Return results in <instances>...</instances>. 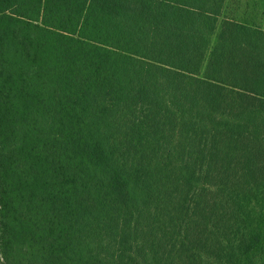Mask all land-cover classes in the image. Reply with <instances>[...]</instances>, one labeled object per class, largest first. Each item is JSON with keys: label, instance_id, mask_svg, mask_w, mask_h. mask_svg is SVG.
<instances>
[{"label": "trees", "instance_id": "16d2710c", "mask_svg": "<svg viewBox=\"0 0 264 264\" xmlns=\"http://www.w3.org/2000/svg\"><path fill=\"white\" fill-rule=\"evenodd\" d=\"M228 0H0V264H264V30Z\"/></svg>", "mask_w": 264, "mask_h": 264}, {"label": "rangeland", "instance_id": "374dc122", "mask_svg": "<svg viewBox=\"0 0 264 264\" xmlns=\"http://www.w3.org/2000/svg\"><path fill=\"white\" fill-rule=\"evenodd\" d=\"M225 17L253 22L264 30V0H228Z\"/></svg>", "mask_w": 264, "mask_h": 264}]
</instances>
